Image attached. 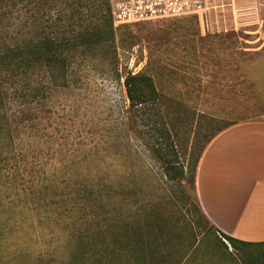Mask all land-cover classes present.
Listing matches in <instances>:
<instances>
[{"label":"rangeland","instance_id":"1","mask_svg":"<svg viewBox=\"0 0 264 264\" xmlns=\"http://www.w3.org/2000/svg\"><path fill=\"white\" fill-rule=\"evenodd\" d=\"M106 6L0 0V211L18 249L10 261L209 264L206 248L226 238L195 209L191 173L212 135L264 119V5L249 33L217 30L214 11L208 27L195 15L116 25ZM34 36L53 48L26 53L22 41ZM130 73L156 90L133 122ZM160 154L185 176L166 174ZM235 255L223 264H264V245Z\"/></svg>","mask_w":264,"mask_h":264},{"label":"crops","instance_id":"2","mask_svg":"<svg viewBox=\"0 0 264 264\" xmlns=\"http://www.w3.org/2000/svg\"><path fill=\"white\" fill-rule=\"evenodd\" d=\"M194 192L200 218L208 227L219 237L227 235L238 241L232 246L226 239H216L206 248L213 253L209 264L233 259L238 247L264 245V119L241 121L210 137L196 162ZM5 218L9 217L0 211V264H28L10 261L9 251L18 249L12 246ZM197 245L198 241L190 252L199 251ZM187 260L184 256L179 264ZM29 264L45 263L32 260Z\"/></svg>","mask_w":264,"mask_h":264},{"label":"built area","instance_id":"3","mask_svg":"<svg viewBox=\"0 0 264 264\" xmlns=\"http://www.w3.org/2000/svg\"><path fill=\"white\" fill-rule=\"evenodd\" d=\"M220 1V2H218ZM264 0H108L114 24L195 15L209 26L214 11L217 30L249 33L263 23Z\"/></svg>","mask_w":264,"mask_h":264},{"label":"trees","instance_id":"4","mask_svg":"<svg viewBox=\"0 0 264 264\" xmlns=\"http://www.w3.org/2000/svg\"><path fill=\"white\" fill-rule=\"evenodd\" d=\"M105 4H107L106 6V9H107L109 7L107 0H105ZM107 10L109 11V9ZM48 42L49 41L47 40L44 41L43 39H40V38H37V36H34L29 40L22 41V44L24 43L22 46V49H26V53L31 52V54L36 58L40 52L45 53L46 51H48L49 45L47 46V49L45 50L41 49V46H42L41 44H47ZM26 43L28 44H39L40 43V45L39 46L38 45L26 46L27 45ZM49 48L52 49L53 48L52 45H50ZM17 51H18L17 45H16V48L15 46L13 47L11 46L9 49V52L18 53ZM9 67H12V65H10ZM124 89H125V96L128 101V107H127L128 121L133 122V118H136L135 112H137L138 117L140 115H144L145 110H148V107L151 105V102L156 99V90H155L151 77L143 75V74H139V73H136V74L130 73L124 78ZM160 158H162V161L164 162V165L166 166L165 167L166 174H169L170 171H173L175 173L174 177L178 176L180 178H183L185 176L181 165L174 164L173 161L163 156V154H160ZM195 168L196 166H194V169L191 173V183L193 185V188H194ZM194 197H195V192H194ZM195 209L198 212H200V209L196 205V202H195ZM225 238L230 242V244H232V246H235L236 243L238 242L234 238L227 236V235H225Z\"/></svg>","mask_w":264,"mask_h":264}]
</instances>
